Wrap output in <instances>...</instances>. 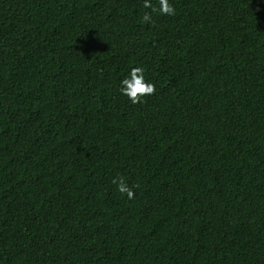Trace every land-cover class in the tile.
Listing matches in <instances>:
<instances>
[{"label": "trees", "instance_id": "1", "mask_svg": "<svg viewBox=\"0 0 264 264\" xmlns=\"http://www.w3.org/2000/svg\"><path fill=\"white\" fill-rule=\"evenodd\" d=\"M168 2L0 0V264H264V0Z\"/></svg>", "mask_w": 264, "mask_h": 264}, {"label": "clouds", "instance_id": "2", "mask_svg": "<svg viewBox=\"0 0 264 264\" xmlns=\"http://www.w3.org/2000/svg\"><path fill=\"white\" fill-rule=\"evenodd\" d=\"M145 8H152L150 0H145ZM160 14L174 15L175 9L171 6L168 0H159V8L154 9ZM144 22H151V15L145 12L142 16ZM119 93L128 98L132 104L142 102L143 97L151 95L155 91V85L146 78L145 69L140 66L132 67L128 73L120 80L118 86ZM117 190L121 194H126L128 199L134 195L132 188H130L123 178L114 179Z\"/></svg>", "mask_w": 264, "mask_h": 264}]
</instances>
